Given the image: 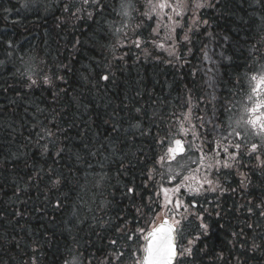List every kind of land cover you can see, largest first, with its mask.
Returning a JSON list of instances; mask_svg holds the SVG:
<instances>
[{
	"label": "snow or ice",
	"instance_id": "snow-or-ice-1",
	"mask_svg": "<svg viewBox=\"0 0 264 264\" xmlns=\"http://www.w3.org/2000/svg\"><path fill=\"white\" fill-rule=\"evenodd\" d=\"M56 3L58 7H62L63 13L68 14L60 20L57 27L64 26L68 20L75 22L86 19L96 23L97 31L103 39L108 41V43L98 41L101 46L102 60L85 66L88 74L81 73V79L85 83L94 82L95 86H99L101 81L104 82L105 88L109 84H115L117 72L121 70V64L116 62H123L128 54L121 53L119 49L134 47L140 49L145 56L151 55L147 47L149 43L164 49V43H157L152 38L159 37L161 29L168 33L165 39H171L177 28H182L183 44L188 54L193 52L197 41L200 43V58L204 67L198 68L197 71H203L206 85L202 96H197L194 100L192 89L185 86L187 91L183 96L177 97L180 103L176 109L168 111L166 108L160 110L153 108L151 113L142 105L123 103L125 115L117 119L120 114L114 110L109 134L95 146L94 150L88 149V155L96 160V164H93L92 160H84L79 153L72 154L78 163L84 160L83 166L91 169L98 176L93 184L97 190L103 189L108 182L105 161L109 163L119 161L120 168H123L125 164L132 168L141 165V173L145 178L143 187L150 189L151 194L148 195L147 204L143 203L141 196L142 203L135 206V212L136 216L141 218L152 213L148 222L154 227L144 236L146 241L144 255L137 258L134 264H191L190 258L193 257V249L196 242L200 240V235L197 234L188 239L186 246L182 244L178 246L176 242L177 237L183 238L188 217L194 215L200 221L198 227L204 235H207L210 224L206 221L205 213L209 217L213 215L219 217L220 212L209 210L204 207V204H212L214 200L219 201L229 192H237V188H232L230 183H227V178L234 173L240 175V189L247 190L250 180L247 173L241 171L245 166L252 165L264 170V51H262L264 49V0H240L241 7L248 4L253 13L257 9L260 10L258 19L261 22L258 30L259 38L245 41L248 45V58L245 65L247 70L243 78H238L235 82V85L243 86V81L247 80V101L239 99V89L235 93H229L232 99L223 97V93L219 91L226 89L219 69L231 67L233 64V56L228 54L227 49L240 48V42L233 43L228 35L221 37L216 34L214 30H211L209 19L203 18L200 10L209 8L219 11L222 0H143V7L139 5L138 0H120V10L116 12V15L120 17L118 24L116 21L101 22L108 10L106 0H67V2L56 0ZM30 5L34 6V0H25L22 7L28 8ZM5 11L8 10L5 9ZM189 13H191V23L182 24L181 21ZM3 19L7 20L8 17L4 16ZM144 29H150L151 36L146 37ZM202 37L204 39H201ZM0 42L6 43L10 50L14 47L11 40H5L3 37H0ZM79 43V40L75 41L74 50ZM177 43L179 41L169 45L171 50L168 54L172 59L167 62L182 69L190 61L186 55L177 54ZM105 51L108 55H104ZM11 54L9 51L8 55L11 56ZM20 59L23 61L24 57ZM2 63L3 61H0V64ZM71 71L73 69L70 63L60 62L53 69L48 67L46 61L41 59L37 62L34 58L25 61L23 70L19 71V77L23 82L22 87L25 89L19 94L20 102L27 103L28 106L24 109L26 114H29V107L34 108V111L30 113L31 128L25 137L27 142L21 145V148L34 147L42 160H52V166L37 168L25 161V168L31 171L21 176L19 180H13L11 196L7 199L0 197V225L18 224L28 231L30 236L32 233L26 227V217L29 213L27 205L32 199L29 194L32 188L39 190L43 183L46 205L51 204L57 210L65 208L68 191H71H66L69 180L56 165L65 159L71 149L64 143L67 137L61 136L64 129L57 122L56 110L48 111L41 108L39 104H33L27 98L40 90L49 92L55 103L61 94L66 93L67 89L64 85L68 81L65 73ZM197 71H192L190 74L195 77ZM225 100L227 103L224 102ZM10 103L16 105L18 101L13 99ZM10 128L11 132L16 131L15 127L10 126ZM13 139L15 140V137ZM145 142L154 145L152 155H149L142 147L129 151L131 144ZM156 147L160 150L156 151ZM10 155L12 159H19L21 155L27 156L28 152L18 150ZM193 156L196 159H193ZM101 157L102 159H97ZM69 170L71 171V168ZM165 177L172 187H164L159 183ZM173 181H175L174 184ZM157 187H159L158 191L155 190ZM3 192V187H0V193ZM95 194L94 192L93 195ZM124 195L132 199L134 203L140 193L136 187L126 186ZM181 196H189L192 199L185 205ZM53 197H55L54 201ZM110 204V201L106 202L102 207L108 209ZM153 204L157 205L159 211L166 213L167 218L159 225H155L159 212L152 208ZM46 205L32 211L46 213ZM215 207L219 208V203H216ZM181 208L184 209L183 213L175 215ZM197 208L201 211H189V209ZM145 209L147 212L144 211ZM247 211L250 215L255 214L264 218V198L255 205L249 201ZM105 214L109 217L107 220L103 217H93L96 223L90 226L101 229L110 228L117 234L116 238L109 241L112 246L111 259L106 261V264H124L126 249L121 247V240L125 244L134 242L139 239L137 233L143 234L144 230L135 226L130 227L131 221L126 216L117 214L113 217L107 211ZM72 215L75 217L76 213L73 212ZM246 227L251 229L253 234L250 240L240 241V247L251 251L264 248V239L257 240L258 236L264 235L256 231L260 223L248 224ZM66 230L71 234L72 227H67ZM241 234L243 232L238 234L233 231L232 233L237 238ZM71 238L73 244L78 245L76 237ZM49 242L50 238L46 234L34 237L28 245L31 255L22 264H42L45 255L44 244ZM16 244L19 246V241ZM60 259L62 264H85L83 254L73 245L65 246Z\"/></svg>",
	"mask_w": 264,
	"mask_h": 264
},
{
	"label": "trees",
	"instance_id": "trees-1",
	"mask_svg": "<svg viewBox=\"0 0 264 264\" xmlns=\"http://www.w3.org/2000/svg\"><path fill=\"white\" fill-rule=\"evenodd\" d=\"M6 2L7 0H0V37L11 40L14 47L10 50L6 43L0 42V61H3L0 64V187L4 189V192L0 193V197L7 199L11 196L13 180H19L21 176L31 171V169L25 168V161L37 168L52 166V160H42L34 147L31 149L21 148V145L27 142L25 137L31 128L30 113L34 111V108L29 107V114H26L24 109L28 105L20 102L19 94L23 93L25 89L22 87L23 82L19 77V71L23 70L24 62L30 58H34L37 62L42 59L47 62L48 67L53 69L60 62L70 63L73 69V71L65 73L68 83L64 87L67 91L61 94L55 103H53L49 92L40 90L27 98L33 104H39L41 108L48 111L55 109L57 112V122L64 129L61 136L67 137L64 143L71 151L56 167L68 177L69 183L66 191H71H68L65 208L57 210L51 204L46 205L43 183L39 190L36 188L30 190L29 194L32 199L27 205L29 213L26 217V227L31 230L32 235L30 236L28 231L15 223L0 225V264H22L23 261L28 260L31 255L28 245L31 244L34 237L44 234L50 238V242L44 244L45 255L42 264H62L60 256L66 245L78 247V250L83 254L85 264H106L104 260L109 258V241L115 238L111 236L114 232L112 230L101 232L99 227H91L90 225L96 223L93 217H103L107 220L109 217L105 214L106 211L113 217L120 214L126 216L128 220H132L130 227L142 226L147 230L150 227L148 218L152 213H148L147 217H137L135 206L142 203L141 196L143 203L147 204L151 190L143 187L145 178L141 173V165L132 168L125 164L123 168H120L119 161L112 163L105 161L108 182L103 189H95L93 184L98 176L91 169H86L83 166L84 160H92L93 164H96V160L88 155V149L94 150L95 146L109 134L114 110L120 114L117 119L125 115L123 103L131 102L142 105L151 113L153 108L157 110L166 108L170 111L171 97L176 96L179 92H186L187 88L192 89L194 100L197 96H202L206 85L203 71H197L198 68L204 67L200 58V43L197 41L193 52L188 54L183 44L182 28H177L171 39H165L168 33L161 29V35L152 38L157 43H164V49H159L149 43L147 47L151 53L150 56H145L140 49L134 47L119 49L121 53L127 52L128 54L124 57L123 62H116L121 64V70L117 72L115 84H109L105 88L104 82L101 81L99 86H95L94 82L85 83L81 79V73L88 74L85 66L102 60L101 46L98 41L108 43L97 31L96 23L86 19L75 22L68 20L64 26L57 27L60 20L68 14L63 13L62 7L57 6L56 0H48L44 4L48 8L50 6L47 14L41 9L25 10L18 0H10V6L5 5ZM63 2H67V0H63ZM106 3L108 10L101 22L103 23L104 20L116 21L117 19L114 18L118 17L116 12H118L119 0H106ZM138 3L143 7V0H138ZM5 9L8 11L6 12ZM200 14L203 18L209 19L211 30H214L216 34L221 37L228 35L233 43L240 42V48L227 49L228 54L233 56L232 66L219 69L221 80L226 85V89L219 91L228 92L227 90L231 89L236 77H242L243 72L247 70L245 65L248 58V45L245 44V41L259 38L258 30L261 22L258 16L260 10L257 9L253 13L248 4L241 7L240 0H222L219 11L205 8L200 10ZM4 16H7L8 19L4 20ZM185 22L191 23V13L181 21L182 24ZM153 26L155 27V25ZM144 35L151 36V30L144 29ZM77 40L80 43L74 50L73 44ZM176 41H179L176 44L177 54L186 55L190 61L182 69L167 62L172 59L168 54L171 50L169 45ZM9 51L12 53L11 56L8 55ZM104 55H108L107 51L104 52ZM20 57H24V60L22 61ZM192 71H197L195 77L190 74ZM13 99L18 101L16 105L10 103ZM93 101L102 105V113L98 109L96 113L91 111L90 107L94 104ZM10 126L15 127L16 131L11 132ZM124 127H127L126 123ZM138 147H142L149 155L153 154L154 145L150 142L131 144L129 151H135ZM18 150L20 152L27 151L28 155L12 159L10 154ZM159 150V147H156V151ZM73 153H79L84 160L78 163L72 155ZM97 159H102V157ZM159 183L168 187L166 178ZM126 186H134L140 193L134 203L132 199L124 195ZM155 190L158 191L159 187ZM94 192L95 195H93ZM81 197H83L82 200ZM52 199L54 201L55 197ZM181 200L184 201L185 197L182 196ZM109 201L111 202L110 207L104 209L102 206ZM45 205L46 213L32 211V209ZM152 208L159 212L157 219L166 214L165 211H159L156 204H153ZM181 209L183 212L184 209ZM144 211L147 212V209ZM73 212L76 213L75 217L72 215ZM194 219L195 217L192 220V226L197 229L196 233H199L200 221ZM69 221L71 222L69 223ZM257 222L260 223V227L256 231L264 234V218L255 216L236 220L235 223L240 224L243 232L237 238L223 234L218 219L208 220L210 229L217 230L210 234L209 242L223 244L232 242V240L236 243L245 239L250 240L253 233L246 225ZM186 224V228H188L189 221H186ZM67 227H72L71 234L66 230ZM226 227L228 226L225 225L224 228ZM73 236L76 237L78 245L73 244L71 238ZM261 239H264V235L257 237L258 241ZM17 241H19V246L16 244ZM91 254H96L95 263L91 261ZM247 260L250 264H264V248L253 251V255L247 257Z\"/></svg>",
	"mask_w": 264,
	"mask_h": 264
},
{
	"label": "flooded vegetation",
	"instance_id": "flooded-vegetation-1",
	"mask_svg": "<svg viewBox=\"0 0 264 264\" xmlns=\"http://www.w3.org/2000/svg\"><path fill=\"white\" fill-rule=\"evenodd\" d=\"M238 78L242 79L243 75L242 77L240 76L236 77V80ZM235 82H233V85H235ZM233 85L231 86V89L227 90L228 92H223V97L232 99V96L229 93H235L239 89L240 90L239 99L247 101V96H246V93L248 91L247 80L243 81V86L235 85V87H233ZM185 93L186 92L184 93L179 92L176 96L171 97L170 111L176 109L177 106L179 105L177 104L178 101L177 97L183 96ZM224 102L227 103V100H225ZM205 150L207 151V148ZM192 158L196 159L195 156H193ZM191 167H195V165H191ZM241 171L246 172L250 180L247 190L240 189L239 187L240 175L238 173H234L233 175L227 178V183H230V187L237 188V192L235 193L229 192L225 194L219 201L214 200L212 204H204L205 208H208L209 210L212 211L220 212L219 217L215 215L209 217L205 213L206 221L208 222V220L218 219L219 225L220 226L223 225V227L220 229L221 232L228 236H233L232 235L233 231H235L238 234L242 232L240 228V224L235 223L236 220H239L241 218L256 216L255 214L250 215L247 211L249 201H251L252 204L255 205L260 199L264 198V170L255 168L252 165H247L244 168H242ZM191 199H192L191 197L186 196L184 203L188 204V201H190ZM201 203H203L202 198H201ZM216 203H219L220 205L219 208L215 207ZM189 211H201V209L200 208L194 210L189 209ZM194 217H195L194 215L189 216L187 220L189 221V227L186 228L185 230L187 241L188 239L193 238L197 234H199L201 238L199 241L196 242L195 247L193 249V257L190 258L191 264H250V262L247 260V257L253 255V251L249 250L248 248H241L240 243H236L234 240H232V242L229 241L223 244L210 243L209 242L210 234L216 232L217 230L210 229L207 235H204L203 231L199 228V233H196L197 229H195L192 226V220ZM194 220H196V217ZM129 221H131L132 223V220ZM94 222L96 221L94 220ZM225 225H227L228 227L224 228ZM231 225H233L234 227L231 228L230 227ZM137 228L144 230L143 234L141 235L145 234L146 229L144 227L137 226ZM110 230H111L110 228H105V229L100 228L101 232H106V231L109 232ZM181 244L186 246L187 242ZM181 244L179 243L178 246ZM121 247L125 248V246H121ZM138 247H139V254L132 260L131 264H134V261L141 256L142 244H139L137 248Z\"/></svg>",
	"mask_w": 264,
	"mask_h": 264
},
{
	"label": "rangeland",
	"instance_id": "rangeland-1",
	"mask_svg": "<svg viewBox=\"0 0 264 264\" xmlns=\"http://www.w3.org/2000/svg\"><path fill=\"white\" fill-rule=\"evenodd\" d=\"M10 0H7V2L5 3V5L10 6L9 3ZM20 2L21 5H23L25 3V0H18ZM46 2H48V0H34V6L30 5L28 8H24L25 10H38L41 9L42 10V5H44ZM24 10V11H25ZM120 10V0H119V7H118V11ZM23 13V12H21ZM114 19H117L116 22L117 24L119 23V19L120 17H116ZM182 163H187L185 161H182ZM175 167V165H174ZM187 174V173H186ZM166 178V182H167V177ZM175 183V181H173V184ZM168 186L172 187V185L168 184ZM139 236V239L135 240L134 242H129V244H125L123 240H121V246H125L126 252H125V256H124V264H131L132 260L139 254V247L137 248V246L142 243V235L141 234H137ZM116 238L117 234L114 233L113 235ZM187 241V237H186V232L185 234L183 233V238H180V243H185ZM111 245L108 247V256L109 258H105L104 262L108 261L111 259L110 256V251H111ZM91 261L95 263V257L96 254H91Z\"/></svg>",
	"mask_w": 264,
	"mask_h": 264
},
{
	"label": "bare ground",
	"instance_id": "bare-ground-1",
	"mask_svg": "<svg viewBox=\"0 0 264 264\" xmlns=\"http://www.w3.org/2000/svg\"><path fill=\"white\" fill-rule=\"evenodd\" d=\"M49 8H50V6H49ZM49 8L47 6H45V5H42V10L45 11L46 14H47V12H49V10H50ZM93 103L94 104H92L91 107H90L91 111H93L94 113H96L97 112V109H98V111L102 113L103 112L102 105L100 103H98L97 101H93ZM156 103L159 104L158 102H156ZM94 115H97V114H94Z\"/></svg>",
	"mask_w": 264,
	"mask_h": 264
},
{
	"label": "water",
	"instance_id": "water-1",
	"mask_svg": "<svg viewBox=\"0 0 264 264\" xmlns=\"http://www.w3.org/2000/svg\"><path fill=\"white\" fill-rule=\"evenodd\" d=\"M162 222H163V221H162ZM162 222H161V223H162ZM161 223H160V224H161ZM158 225H159V224H158ZM146 235H147V234H146ZM145 246H146V241L144 240V247H145ZM144 247H143V249H144ZM143 249H142V256L144 255V251H143Z\"/></svg>",
	"mask_w": 264,
	"mask_h": 264
}]
</instances>
